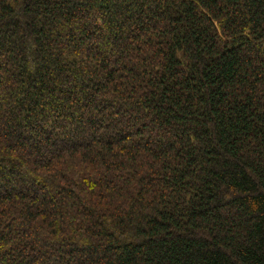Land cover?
<instances>
[{"label":"trees","instance_id":"obj_1","mask_svg":"<svg viewBox=\"0 0 264 264\" xmlns=\"http://www.w3.org/2000/svg\"><path fill=\"white\" fill-rule=\"evenodd\" d=\"M0 264H264V0H0Z\"/></svg>","mask_w":264,"mask_h":264}]
</instances>
